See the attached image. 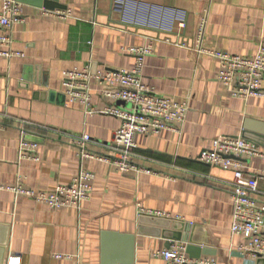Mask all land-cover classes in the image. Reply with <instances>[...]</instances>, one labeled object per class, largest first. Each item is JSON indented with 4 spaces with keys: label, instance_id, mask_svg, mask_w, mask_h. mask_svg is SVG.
I'll return each mask as SVG.
<instances>
[{
    "label": "crops",
    "instance_id": "crops-1",
    "mask_svg": "<svg viewBox=\"0 0 264 264\" xmlns=\"http://www.w3.org/2000/svg\"><path fill=\"white\" fill-rule=\"evenodd\" d=\"M25 1L22 20L7 32L12 50L23 57L0 58V264L11 258L19 264H165L153 253L173 245L160 227L166 221L190 226L183 232L190 258L264 264L242 257L238 247L245 241L230 232L232 172L198 159L217 137H244L264 151V99L231 96L217 80L218 60L197 51L194 41L206 10L205 51L254 56L264 48V0ZM67 10L66 20L45 14ZM149 44L153 53L144 61L142 81L155 95L187 101L184 123L176 131L134 137V160L151 174L121 173L107 162L82 159L78 142L84 135L90 137L85 151L119 155L113 135L120 121L102 111L127 104L104 101L94 85L95 111L87 114L64 94L63 73L129 70L134 58L125 50ZM22 123L25 141L37 145V161L19 157ZM241 162L250 176L264 169L259 158ZM80 170L94 174L80 209L52 210L8 190L20 184L51 192ZM255 199L264 204V176Z\"/></svg>",
    "mask_w": 264,
    "mask_h": 264
},
{
    "label": "built area",
    "instance_id": "built-area-1",
    "mask_svg": "<svg viewBox=\"0 0 264 264\" xmlns=\"http://www.w3.org/2000/svg\"><path fill=\"white\" fill-rule=\"evenodd\" d=\"M45 14L66 20L71 11H45ZM23 4L16 0H2L0 7V58L12 59L23 57L22 53L12 50L11 35L7 33L22 20ZM207 11L204 10L198 20L195 31V47L200 53H207L219 62L218 82L223 85L231 96L240 99L250 97L263 98L264 89V48L252 57L231 55L228 53H212L202 48L206 33ZM184 28V23L179 24ZM134 58V65L129 70H105L93 73L90 67L81 71L71 70L63 73L62 86L64 94L70 102H78L87 114L94 113L92 106L93 86L98 87V95L104 101L123 102L127 107L106 105L102 113L113 116L120 121L119 128L113 135V143L119 150L116 157L94 155L84 150L90 137L84 135L80 146L82 159H96L107 162L121 173H146L152 170L135 162L133 153L136 147V135L152 136L162 131H176L177 126L184 123L189 110L188 102H173L155 95L142 81V70L146 57L153 53L151 44L145 47H132L125 50ZM20 129L19 157L37 161V145L25 141L26 131ZM4 128L0 122V130ZM259 158L264 160V151L242 137H217L212 141L210 149L202 150L199 161L211 167H218L232 172L230 199L232 203V219L230 232L242 237L245 241L238 247L242 257L264 259V204L256 201L258 177L264 176V169L259 175H247L241 160ZM94 174L80 170L70 183L60 185L51 192H35L18 184L8 190L14 195L26 196L37 203L46 205L52 210L63 208L80 209L87 201L93 188ZM147 215L164 217L162 213L151 211ZM168 217V216H166ZM154 258L161 259L165 264H217L213 257L190 258L186 245L174 243L169 249L153 253ZM57 259H70L69 255H56ZM8 264H19L16 258L9 259Z\"/></svg>",
    "mask_w": 264,
    "mask_h": 264
},
{
    "label": "water",
    "instance_id": "water-1",
    "mask_svg": "<svg viewBox=\"0 0 264 264\" xmlns=\"http://www.w3.org/2000/svg\"><path fill=\"white\" fill-rule=\"evenodd\" d=\"M20 3H27L25 0H16ZM41 6L46 8V5L41 4ZM244 138V137H243ZM161 229H163V237L166 239L167 244L171 246L175 242H182V243H188V237H186L183 232H187L190 229L189 225L183 224V223H177L172 221H166L165 225L160 226ZM168 233L169 235H164ZM187 253L190 250L189 245L186 247ZM195 257V258H199ZM258 262L264 263V259H259ZM101 264H108L106 261H102Z\"/></svg>",
    "mask_w": 264,
    "mask_h": 264
}]
</instances>
